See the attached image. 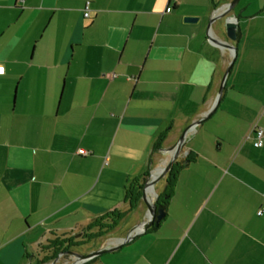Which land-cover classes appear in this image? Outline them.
I'll use <instances>...</instances> for the list:
<instances>
[{
  "label": "crops",
  "instance_id": "0c3cea01",
  "mask_svg": "<svg viewBox=\"0 0 264 264\" xmlns=\"http://www.w3.org/2000/svg\"><path fill=\"white\" fill-rule=\"evenodd\" d=\"M229 1L0 0V264H70L49 261L57 243L102 234L65 250L80 253L117 228H95L101 218L131 213L127 189L214 104L231 51L207 22ZM229 16L236 40L223 21L211 35L235 60L184 139L170 191L168 173L160 181L164 218L85 264H264V144H252L254 125L264 143V0Z\"/></svg>",
  "mask_w": 264,
  "mask_h": 264
},
{
  "label": "water",
  "instance_id": "95a60500",
  "mask_svg": "<svg viewBox=\"0 0 264 264\" xmlns=\"http://www.w3.org/2000/svg\"><path fill=\"white\" fill-rule=\"evenodd\" d=\"M238 1L239 0L229 1V3L223 5L219 9H217L216 14L213 15V17L209 20V22H207L208 23L207 24V31H206L207 37H209V40L212 43L218 45L219 47L225 48L226 50L228 49V51H231V60L228 64L225 72L222 75L221 82H220V85H219V88H218V91L216 94V98H215L214 104L211 107V109L203 117H201L200 119L198 118V120L190 123L189 125H187L183 129L181 134L178 136L177 140H175L176 142L174 143V145H172L168 149H165V150H167V152L171 153L170 159L167 161V163L163 167L157 169L154 173H150L148 175V177L145 178V181L140 188V192H141L140 202L145 209V220L143 222L141 221L137 225L133 226L128 231L126 237L121 239L118 242V244H115L114 246H111L109 248L97 249V250L91 251L87 254L67 251L66 253L72 255V257H73V260L71 261L70 264H85L94 257L101 256L102 254H105V253L115 252V251L119 250L124 244H126V243L128 244V242L131 241L135 236H138L140 234L145 233L148 229H150L152 227H157L159 222L164 218V216H165L164 209L161 207L156 208V206L150 202V197H153L154 199L157 198V193L155 191V185L159 181L164 179V177L169 172L172 165L174 164V162L176 161V159L180 155V153L183 149V143H184V139H185L187 133L192 128L199 126V124L203 120H205L207 117H209L221 99V95H222V92L224 89L226 77L228 76V73H229L230 69L232 68L233 62L235 60L234 58H235V54H236V51H235L236 48L233 45H231V43H229V42H234L236 40L235 36H236L237 26L235 24L236 23L235 18L230 17L229 14L231 13V10L234 8V6L237 4ZM195 21H196V18H193V17H185L183 19V22H186V23H193ZM217 21H223L224 22L223 24H224L225 35H226L225 37L227 38V40L229 42H218L212 37L211 27H212L213 23L217 22ZM53 264H55V262Z\"/></svg>",
  "mask_w": 264,
  "mask_h": 264
},
{
  "label": "trees",
  "instance_id": "16d2710c",
  "mask_svg": "<svg viewBox=\"0 0 264 264\" xmlns=\"http://www.w3.org/2000/svg\"><path fill=\"white\" fill-rule=\"evenodd\" d=\"M175 171H176L175 167H172L170 169V171L168 172V176H170V177H169V179H167L168 180V182H167V190H169V191H170V189L173 186L172 184H173V178H174V175H175L174 174ZM140 188L141 187L139 185L136 186V188L134 186H130L127 189V191H126L125 198H126V200L130 201V211L134 210L137 207L138 203L140 202V196H141ZM161 208H163V209L165 208V202L164 201L162 202ZM125 216H126L125 214L122 215V214H117V213L111 212L109 215H107V217L104 220L101 218V220H99L97 222V226H95V228L96 227L97 228H101V229L104 228L105 229L104 230L105 233L107 231H113L117 227L118 223ZM101 222H105V223L107 222L108 225L102 226ZM105 233H103V234H105ZM81 236H82L81 237L82 241H80V242H77V241L72 242V241L68 240V241H62L60 243H57V244H59V246L56 249L52 248L53 251H52V254H51L50 258H49V261L54 260L57 257L58 254L63 253L65 250H70V249H73V248H80L82 245L87 244L90 240H93L95 238L101 237L102 234L101 233L100 234H95V235L83 234ZM52 246L55 247L56 246L55 243L52 244Z\"/></svg>",
  "mask_w": 264,
  "mask_h": 264
},
{
  "label": "rangeland",
  "instance_id": "374dc122",
  "mask_svg": "<svg viewBox=\"0 0 264 264\" xmlns=\"http://www.w3.org/2000/svg\"><path fill=\"white\" fill-rule=\"evenodd\" d=\"M201 137V135H199V137H198V139ZM206 138H208V139H210V135H206L205 136ZM184 164H185V162H184ZM160 183H162V182H158L156 185H155V191H160V190H162V185L160 184ZM168 191V190H167ZM165 194V195H164ZM163 195V199L166 201L167 200V193H164ZM142 209V208H141ZM136 221H138V217H137V215L134 213V214H129V215H127L125 218H123L120 222H119V224H118V226H117V228L115 229V231H113L111 234H109L108 236H106V237H103L102 239H99L98 241H93L92 243H91V245L90 246H88V247H84V248H82L81 250H77L78 252H80V253H83V252H85L86 250H88V249H92V248H98V246H99V244L100 243H102V242H104V240L105 239H109V238H112V237H120V236H123V237H126V234L128 233V231L133 227V224L136 222Z\"/></svg>",
  "mask_w": 264,
  "mask_h": 264
},
{
  "label": "built area",
  "instance_id": "2783aa9c",
  "mask_svg": "<svg viewBox=\"0 0 264 264\" xmlns=\"http://www.w3.org/2000/svg\"><path fill=\"white\" fill-rule=\"evenodd\" d=\"M83 16L84 17H88V13L87 12L84 13ZM0 68H2V66H0ZM0 74H3V72L0 73ZM252 131L255 134V138H254V141H253L252 144H253V147L254 148H257L258 149V148L262 147V145L264 144L263 143V140H262V138H263V131L260 128H258L256 125L253 126ZM263 214H264V211L263 210H259L257 212V216H261Z\"/></svg>",
  "mask_w": 264,
  "mask_h": 264
},
{
  "label": "flooded vegetation",
  "instance_id": "af4514ba",
  "mask_svg": "<svg viewBox=\"0 0 264 264\" xmlns=\"http://www.w3.org/2000/svg\"><path fill=\"white\" fill-rule=\"evenodd\" d=\"M169 171H170V170H169ZM162 202H163L162 196H157V198L154 199L152 203L156 206V208H160V207L162 206ZM139 206L142 207V208L144 209V207L142 206L141 202L138 203L137 207H139ZM137 207H136V208H137ZM136 208H135V209H136ZM135 209L132 210V211H130V212H131L130 215L134 213ZM144 210H145V209H144ZM81 247H82V246H81ZM91 251H95V250L90 249V250L85 251V252H83V253H84V254H87V253H89V252H91ZM66 252H67V251H64L63 253L58 254L56 258H59L60 256L63 257L64 255L68 254V253H66ZM89 261H90V260H89Z\"/></svg>",
  "mask_w": 264,
  "mask_h": 264
},
{
  "label": "snow or ice",
  "instance_id": "6c2138e0",
  "mask_svg": "<svg viewBox=\"0 0 264 264\" xmlns=\"http://www.w3.org/2000/svg\"><path fill=\"white\" fill-rule=\"evenodd\" d=\"M4 70L2 68H0V73H2Z\"/></svg>",
  "mask_w": 264,
  "mask_h": 264
}]
</instances>
